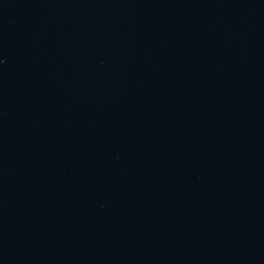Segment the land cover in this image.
Returning <instances> with one entry per match:
<instances>
[{
    "label": "water",
    "instance_id": "1",
    "mask_svg": "<svg viewBox=\"0 0 264 264\" xmlns=\"http://www.w3.org/2000/svg\"><path fill=\"white\" fill-rule=\"evenodd\" d=\"M0 264H264V0H0Z\"/></svg>",
    "mask_w": 264,
    "mask_h": 264
}]
</instances>
